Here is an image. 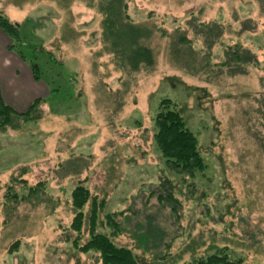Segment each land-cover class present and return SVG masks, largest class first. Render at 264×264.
I'll return each instance as SVG.
<instances>
[{
    "label": "rangeland",
    "instance_id": "374dc122",
    "mask_svg": "<svg viewBox=\"0 0 264 264\" xmlns=\"http://www.w3.org/2000/svg\"><path fill=\"white\" fill-rule=\"evenodd\" d=\"M102 1L0 0L51 89L40 118L0 129V264H102L83 247L88 226L71 228L78 185L100 205V230L125 213L114 239L141 264L218 251L264 264V0H124L152 57L135 68L136 46L127 58L109 45ZM227 51L251 60L228 63ZM167 99L199 138L206 167L193 178L170 170L155 140ZM168 179L177 217L159 198ZM154 227L146 251L136 235Z\"/></svg>",
    "mask_w": 264,
    "mask_h": 264
},
{
    "label": "trees",
    "instance_id": "16d2710c",
    "mask_svg": "<svg viewBox=\"0 0 264 264\" xmlns=\"http://www.w3.org/2000/svg\"><path fill=\"white\" fill-rule=\"evenodd\" d=\"M101 11L106 14L104 21L105 34L110 39V47L115 48L123 52L128 58V46L131 48L135 46L136 51L132 55L134 66L139 67L141 63L145 61L152 62V57L149 53L150 49L145 46L139 45L141 39L140 32L136 36L135 28L130 24L123 21L122 11H127V5L124 0H107L101 2ZM116 27H121V31L118 32ZM0 28L5 31L12 39L13 43L11 49L15 50L21 57L27 59L19 47L23 44L20 25L10 21L8 18L0 14ZM132 35L134 40H122L123 37ZM189 40V39H188ZM179 37V42H190ZM116 50V51H117ZM144 51V52H143ZM148 51V52H147ZM151 52V51H150ZM147 59H144V54ZM131 56V54H130ZM228 63L237 59L246 58L245 61L251 60V55L247 51L246 53L227 51L226 53ZM132 61V62H133ZM34 76L37 80L42 79L40 75L39 65L35 62L28 60ZM48 101L47 98H39L34 101L31 107L26 112H18L13 107L8 105L2 96L0 90V129L7 126H17L16 122H27L29 120H35L42 115L38 113L39 106ZM155 140L162 155L166 159V164L170 170H173L186 177H195L197 171H201L206 167L205 159L200 150V142L197 134L188 126L185 118L180 110H178L169 99L162 102L160 110L155 117ZM185 178V177H184ZM171 180H165V184L161 185L163 193L159 198L162 202L171 206V214L174 217L179 215L181 209V201L175 196L173 184ZM91 202L89 211H85V206L88 202ZM73 208L75 210V216L73 218L71 228L77 233H81L83 227L88 226L89 238L84 244V248L94 249L100 256L102 264H141L139 258L133 250L126 246L117 243L114 239L123 232V224L119 222L118 216H122L125 213L114 212L109 213L106 216V223L111 231L109 233L99 229V211L100 205L95 197H93L90 189L84 185H78L73 191ZM102 225V224H101ZM155 232L150 237L144 236L139 239L140 245L146 250L150 248H158L151 246L150 242H157L161 228L154 227ZM162 240V239H161ZM168 244V243H167ZM160 260V255H156ZM242 259H231L224 251H218L210 254H206L199 257H193L188 262L182 264H242ZM160 264V263H159Z\"/></svg>",
    "mask_w": 264,
    "mask_h": 264
},
{
    "label": "crops",
    "instance_id": "0c3cea01",
    "mask_svg": "<svg viewBox=\"0 0 264 264\" xmlns=\"http://www.w3.org/2000/svg\"><path fill=\"white\" fill-rule=\"evenodd\" d=\"M11 37L0 28V90L4 101L16 111H26L36 99L51 92L42 79L37 80L27 59L11 49Z\"/></svg>",
    "mask_w": 264,
    "mask_h": 264
}]
</instances>
